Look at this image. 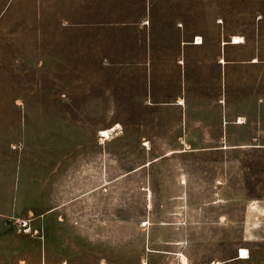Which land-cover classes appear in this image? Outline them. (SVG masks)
<instances>
[{"label":"crops","instance_id":"crops-1","mask_svg":"<svg viewBox=\"0 0 264 264\" xmlns=\"http://www.w3.org/2000/svg\"><path fill=\"white\" fill-rule=\"evenodd\" d=\"M3 30L12 58L23 56L26 48L36 53L41 105L51 99L56 105L62 90L71 96L82 83L85 104L107 108L101 118H109L110 106L119 108L118 118H138L122 115L121 108L148 109L141 118H150L149 129L140 137L149 140L146 149L157 157L128 170L119 165L114 179L125 186L137 182L130 175L148 171L139 184L147 209L148 187L161 188V200L172 204L170 213L175 202L190 194L191 180L172 178L174 165L160 160L227 150L228 130L243 123L239 118H264V0H0ZM62 76L69 78L63 82ZM174 118H181L180 135L174 134ZM190 118H198L195 131L210 132L216 125V138L224 145L192 146ZM116 124L121 139L129 127L125 119ZM169 138L180 139L182 146L154 145ZM32 169L26 163L0 166V222L12 226L17 203L53 204L39 211L36 237L41 245L38 264H55L52 246L59 236L69 234L75 241L93 229L88 204L95 191L109 184V168L103 161L94 165L88 154L85 163L71 162L66 169L39 163L36 188L22 191ZM171 185L176 192L164 189ZM34 194L36 200L29 198ZM21 219L32 225L31 219Z\"/></svg>","mask_w":264,"mask_h":264},{"label":"rangeland","instance_id":"rangeland-1","mask_svg":"<svg viewBox=\"0 0 264 264\" xmlns=\"http://www.w3.org/2000/svg\"><path fill=\"white\" fill-rule=\"evenodd\" d=\"M6 34L5 30L0 32V166L32 165L29 179L22 181V191L36 188L39 163L66 169L71 162L85 163L88 154L94 165L103 161L109 168V184L95 191L94 201L88 204L93 229L88 234H78L75 241L69 234L59 236L52 246L57 257L51 262L264 264V118H239L243 123L228 130L225 145L231 147L227 150L193 151L160 160L174 165L172 178L191 180L190 194L182 203L175 202L174 212L170 213L172 204L161 200V188L148 187L150 215L146 193L139 185L141 179L148 178V171L130 175L129 179L137 182H126L125 186L119 187L114 181L119 165L128 170L157 157L146 149L151 146L149 140L140 137L149 129L150 118H141L148 109L121 108L122 115L135 114L138 118H118L119 108L110 106L109 118H101L107 108L86 105L82 83L77 84L71 96L69 90H62V101H56V105L52 99L41 105L36 53L26 48L23 56L12 58ZM68 78L62 76L63 82ZM120 119H125L129 127L121 139L115 130ZM197 119L190 118L192 146L224 145L216 138V125H211L214 128L210 132L193 130ZM180 120L174 118V134L180 135ZM101 122L103 126H99ZM195 135L202 137L193 138ZM161 143L158 139L154 145L182 146L177 138L163 139ZM164 189L168 193L177 190L172 185ZM29 198L36 200L37 196ZM50 205L53 204L37 201L15 204L17 214L12 217V226L6 228L0 222V264L39 263L37 215ZM161 206L164 210H160ZM21 217L31 219L32 225ZM161 220L172 223L160 225L157 222ZM243 248H247L249 257L240 259Z\"/></svg>","mask_w":264,"mask_h":264},{"label":"bare ground","instance_id":"bare-ground-1","mask_svg":"<svg viewBox=\"0 0 264 264\" xmlns=\"http://www.w3.org/2000/svg\"><path fill=\"white\" fill-rule=\"evenodd\" d=\"M240 37V36H239ZM199 38H201V37H199ZM110 131V130H109ZM105 132V134L107 135V136H109V132H108V130H105L104 131ZM102 134V133H101ZM103 135V134H102ZM105 135V136H106ZM110 137V136H109ZM249 252H248V250H247V248L245 249V248H243L242 250H241V255H240V257L241 258H248L249 257V254H248ZM185 258V260H187L186 259V257H184Z\"/></svg>","mask_w":264,"mask_h":264}]
</instances>
